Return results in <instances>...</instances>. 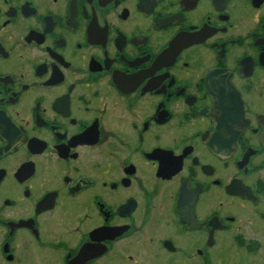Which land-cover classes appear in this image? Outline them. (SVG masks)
Listing matches in <instances>:
<instances>
[{
  "label": "flooded vegetation",
  "instance_id": "af4514ba",
  "mask_svg": "<svg viewBox=\"0 0 264 264\" xmlns=\"http://www.w3.org/2000/svg\"><path fill=\"white\" fill-rule=\"evenodd\" d=\"M0 264H264V0H0Z\"/></svg>",
  "mask_w": 264,
  "mask_h": 264
}]
</instances>
